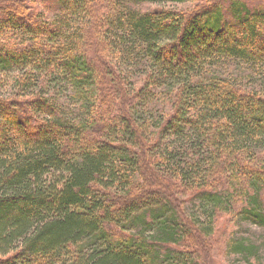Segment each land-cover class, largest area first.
Returning <instances> with one entry per match:
<instances>
[{
  "label": "trees",
  "instance_id": "obj_1",
  "mask_svg": "<svg viewBox=\"0 0 264 264\" xmlns=\"http://www.w3.org/2000/svg\"><path fill=\"white\" fill-rule=\"evenodd\" d=\"M9 87L0 264H206L221 218L264 228V5L0 0Z\"/></svg>",
  "mask_w": 264,
  "mask_h": 264
},
{
  "label": "rangeland",
  "instance_id": "obj_2",
  "mask_svg": "<svg viewBox=\"0 0 264 264\" xmlns=\"http://www.w3.org/2000/svg\"><path fill=\"white\" fill-rule=\"evenodd\" d=\"M251 1L256 4L264 5V0ZM133 6L135 9L142 12L162 6L188 8L186 4L181 6L171 2L162 5L144 3ZM138 77L139 74L137 75V78ZM13 94L14 93H11L10 87L7 90L6 88L0 90V96L2 97H9ZM196 206L197 202L190 205V210H193L192 208ZM189 214H191V212H189ZM228 219L229 218L226 216L220 219L215 237L207 239L197 237V235L195 236L192 244L195 247L199 246L202 250L203 253L201 252V257L203 261L206 264H264V228L248 222H241L237 227L233 221ZM238 245L251 247L254 251L251 254L241 251L236 248Z\"/></svg>",
  "mask_w": 264,
  "mask_h": 264
}]
</instances>
